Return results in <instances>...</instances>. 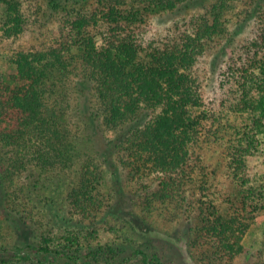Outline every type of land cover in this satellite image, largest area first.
Wrapping results in <instances>:
<instances>
[{"label": "trees", "instance_id": "1", "mask_svg": "<svg viewBox=\"0 0 264 264\" xmlns=\"http://www.w3.org/2000/svg\"><path fill=\"white\" fill-rule=\"evenodd\" d=\"M27 4L54 26L0 72V264H166L136 224L161 205L232 264L264 214V0H0L2 38Z\"/></svg>", "mask_w": 264, "mask_h": 264}, {"label": "rangeland", "instance_id": "2", "mask_svg": "<svg viewBox=\"0 0 264 264\" xmlns=\"http://www.w3.org/2000/svg\"><path fill=\"white\" fill-rule=\"evenodd\" d=\"M242 9L243 7L236 5V7L230 11L231 16L235 18ZM36 10V7L30 4L24 7V14L29 17V25L22 36L15 40L14 43L2 38L0 32L1 73L12 70V67L8 64V57H10L11 51L19 47L24 49L35 47L51 34L54 22L50 17L47 18L46 16L45 18L44 15H37ZM166 19H168V17H166ZM161 20H163V18ZM159 24H164V22L160 21ZM82 147H86L88 152H91L90 148L85 144L79 145L80 149H82ZM258 178L264 183V173L259 174ZM109 180L108 174L105 175L102 186L103 192H106L108 189L107 181ZM131 191L129 189L123 190V199L120 202L123 209L116 212L120 213L121 217H127L128 219L130 213L134 210V205L130 197L132 196ZM111 203L112 202L109 204ZM152 215H154L152 219L151 217L148 218V223H150V225L143 221L142 216H138L139 218L137 217L136 219V224H138L139 227L138 236L140 237V247L150 249V252H158L163 262L166 264H198L193 258L195 256L198 259L196 253H194L195 250L190 248L187 241V231L190 227L193 230L195 224H186L181 220H175V222H173L174 217L172 212L170 209L166 210V207L164 208L162 205L158 206V210ZM115 219L116 218H114V220ZM193 235L194 232H192L191 237H193ZM16 238L21 243L31 242L30 231H25L22 235H17ZM241 245L243 246V251L235 256L232 264H264V214H258L254 221L250 223Z\"/></svg>", "mask_w": 264, "mask_h": 264}]
</instances>
